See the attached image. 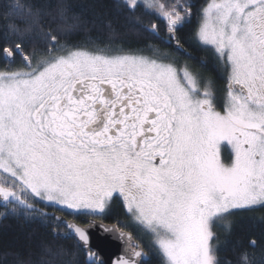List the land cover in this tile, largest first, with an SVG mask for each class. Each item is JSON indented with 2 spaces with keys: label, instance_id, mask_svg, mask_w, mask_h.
Listing matches in <instances>:
<instances>
[{
  "label": "snow or ice",
  "instance_id": "6c2138e0",
  "mask_svg": "<svg viewBox=\"0 0 264 264\" xmlns=\"http://www.w3.org/2000/svg\"><path fill=\"white\" fill-rule=\"evenodd\" d=\"M120 7L161 17L180 46L175 32L190 5L121 0ZM9 11L35 16L19 2ZM31 27L9 25L14 34ZM45 39L44 51L31 56L16 44L26 70L0 71L4 206L35 211L38 200L91 214L118 193L153 235L163 264H218L215 220L232 208L264 206V0H211L201 10L195 39L227 77L222 110L210 82L159 49L151 56L89 49L61 43L51 29ZM225 142L232 149L227 162ZM63 226L87 240L80 227Z\"/></svg>",
  "mask_w": 264,
  "mask_h": 264
},
{
  "label": "trees",
  "instance_id": "16d2710c",
  "mask_svg": "<svg viewBox=\"0 0 264 264\" xmlns=\"http://www.w3.org/2000/svg\"><path fill=\"white\" fill-rule=\"evenodd\" d=\"M16 2L30 7L35 16L27 17L19 11L6 14L5 7ZM182 2L191 6V15L177 28L176 36L199 64L200 59L207 58V51L196 41L195 31L207 0ZM120 3L121 0H0V71L11 65L23 66L22 54L15 52L17 43L22 44L24 53L30 56L42 53L49 42L45 35L50 29L61 43L79 44L89 49L112 52L123 49L150 56L159 49L168 57L179 56L171 47L172 43L166 42L167 26L159 16L145 14L142 9L134 15L129 14ZM61 10L64 18L60 16ZM13 22L21 28L26 23L31 24V30L14 34L9 29ZM153 23L158 25L156 31L150 27ZM66 24L76 27L69 33L64 30ZM4 48L11 49L16 55L11 60L6 59ZM200 67L205 74L215 72L210 63L200 64ZM36 204L39 209L28 211L22 207L4 206L0 201V264H98L93 251H83L73 238L60 236L65 229L56 227L55 220L49 219L54 212L75 221L91 217L115 224L131 233L149 255L150 259L142 264H163L161 254L148 247L134 226V230L128 226L129 213L117 195H113L107 208L98 215ZM227 216L230 219L228 230L222 231L218 227L212 238L218 264H264V206L239 208ZM89 252L93 254L91 257Z\"/></svg>",
  "mask_w": 264,
  "mask_h": 264
},
{
  "label": "water",
  "instance_id": "95a60500",
  "mask_svg": "<svg viewBox=\"0 0 264 264\" xmlns=\"http://www.w3.org/2000/svg\"><path fill=\"white\" fill-rule=\"evenodd\" d=\"M180 52H184L181 46H174ZM15 52H18L15 48ZM6 59L11 60L13 57ZM53 217L59 218L62 222L61 226L66 223H71L74 227H80L85 231L87 240H81L74 232H70L65 228V232L60 233L63 238H73L79 248L83 251H93L94 256L97 258L98 264H118L119 258H131L135 264H142L150 259L149 255L144 251L141 244L136 241L132 234L119 229L115 224L105 223L96 218H81L84 223H79L75 220L67 219L62 213L54 212ZM57 223V221L55 220ZM56 236V234H54ZM134 251L141 253L140 257L133 255Z\"/></svg>",
  "mask_w": 264,
  "mask_h": 264
},
{
  "label": "flooded vegetation",
  "instance_id": "af4514ba",
  "mask_svg": "<svg viewBox=\"0 0 264 264\" xmlns=\"http://www.w3.org/2000/svg\"><path fill=\"white\" fill-rule=\"evenodd\" d=\"M162 21L164 22L165 26H167V22L163 19H162ZM181 25H182V23L180 25H178L177 28ZM166 31H167L166 33L168 34V38H169V32H168L167 28H166ZM176 31H177V29H176ZM175 36H176V32H175ZM168 38L166 39V42L172 43L171 47L174 49V51L177 54H179V56H176L174 58H171V57H168V58L175 61L178 64V66L182 67L184 65H187L194 73L198 74L199 77L203 81L210 82L214 88V94L216 96L217 110H222L223 106H224V99L226 97V92H227V77L223 71V68L218 64L214 54L210 51H207L206 52L207 58L200 59L199 64H198V63H196L197 62L196 59L194 57H191V56H193L192 52L188 51V49L185 48L180 41H179L180 46L183 48L184 52H180V51L176 50L174 48V46L176 45V41L175 40H168ZM176 39L179 40L177 38V36H176ZM145 56H150V55H145ZM204 63H210V65L214 68L215 72L211 73V74L210 73L205 74L203 72L204 71L203 68L200 67V64H204ZM221 156L225 162L229 161L231 156H232L231 146L227 145L226 142L221 145ZM117 196H119V194H117ZM120 198H121L122 203L124 205L122 197H120ZM0 201H2V198H0ZM82 218H84V217H82ZM77 222L84 223L82 221H77ZM217 228L218 227L216 225H215V227H214V224L212 225V230H215Z\"/></svg>",
  "mask_w": 264,
  "mask_h": 264
},
{
  "label": "rangeland",
  "instance_id": "374dc122",
  "mask_svg": "<svg viewBox=\"0 0 264 264\" xmlns=\"http://www.w3.org/2000/svg\"><path fill=\"white\" fill-rule=\"evenodd\" d=\"M210 2H211V0H207V2L205 3L204 7L206 6L207 3H210ZM7 69H11V70H21V69H23V66H17V65H16V66H13V65H11V66H9ZM23 70H26V69H23ZM115 194L117 195L118 193H115ZM115 194H114V195H115ZM37 202H39V203H41V204H44V205H47L46 202H41V201H38V200H37ZM38 206H39V205L35 203L34 207H35L36 209H39ZM123 206H124V205H123ZM255 206H256V205H255ZM124 207H125V206H124ZM56 208H57V207H56ZM106 208H107V207H106ZM106 208H105V209H106ZM125 209H126V208H125ZM236 209H239V208H232V209H229L228 212L222 214V217L216 219L215 222L213 223V224H214V227H215V225H216L217 227H220L219 230L227 231L228 228H229V225H230V219H229V217L227 216V214H228L229 212H232L233 210H236ZM65 210H68V209H65ZM69 211H72V210H69ZM126 211H127V210H126ZM72 212H73V211H72ZM101 213H102V212H96V213H91V214H93V215H94V214L98 215V214H101ZM88 218H91V217H88ZM129 218H130V220H129L128 226L131 227L133 230H134V227H135L136 230L138 231V235L146 241L145 243H147L148 247L151 248L154 252H158V253L161 254V256H162V253H160V252L157 250V248L154 246L153 235H152L150 232H148L147 229H145V227H144L142 224H140L139 221H137V220L135 219V217H133L130 213H129ZM133 226H134V227H133ZM213 229H214V228H213ZM212 231H213V236H214V230H212ZM211 243L213 244L212 241H211ZM162 257H163V256H162Z\"/></svg>",
  "mask_w": 264,
  "mask_h": 264
}]
</instances>
